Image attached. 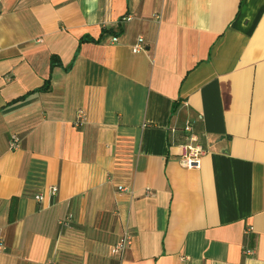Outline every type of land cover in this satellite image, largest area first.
I'll return each instance as SVG.
<instances>
[{"label": "crops", "instance_id": "0c3cea01", "mask_svg": "<svg viewBox=\"0 0 264 264\" xmlns=\"http://www.w3.org/2000/svg\"><path fill=\"white\" fill-rule=\"evenodd\" d=\"M0 239V264H264V0H0Z\"/></svg>", "mask_w": 264, "mask_h": 264}, {"label": "built area", "instance_id": "2783aa9c", "mask_svg": "<svg viewBox=\"0 0 264 264\" xmlns=\"http://www.w3.org/2000/svg\"><path fill=\"white\" fill-rule=\"evenodd\" d=\"M113 42L118 41V36L114 35L111 39ZM145 41L142 36H138L131 45V50L135 53L144 49ZM88 121V114L84 108L76 109L73 119V125L75 127H82ZM185 142L181 144L182 152L179 158V164L184 168H195L200 166L201 156L205 153L204 147L201 145L198 135L193 130L192 121H186L184 125ZM21 138L17 133H12L9 139L10 149H18L20 147ZM121 190L130 191L128 187L119 186ZM57 187L53 186L50 189L52 194H55ZM146 195L153 196L154 193L150 189H146ZM38 200L43 199V194L38 193L35 195ZM250 229V228H249ZM131 243V235L125 232L115 243L110 247L112 256L120 259L125 252L128 245ZM3 249V243L0 239V250ZM255 252L252 247H244V253L246 255H253Z\"/></svg>", "mask_w": 264, "mask_h": 264}, {"label": "trees", "instance_id": "16d2710c", "mask_svg": "<svg viewBox=\"0 0 264 264\" xmlns=\"http://www.w3.org/2000/svg\"><path fill=\"white\" fill-rule=\"evenodd\" d=\"M81 40H87V39H81ZM55 60H56V57H55L54 55H52V56H51V67L53 66ZM36 90H38V91H47V90H49V83H48V81H46L42 87H40L39 89H36ZM36 90H35V91H36ZM25 96H26V95H24V96H22V97H20V98L14 99V101H12V102H15V101H18V100L24 99Z\"/></svg>", "mask_w": 264, "mask_h": 264}]
</instances>
